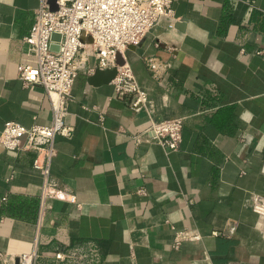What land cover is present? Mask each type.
Here are the masks:
<instances>
[{"label": "crops", "instance_id": "crops-1", "mask_svg": "<svg viewBox=\"0 0 264 264\" xmlns=\"http://www.w3.org/2000/svg\"><path fill=\"white\" fill-rule=\"evenodd\" d=\"M39 4L0 0V130L51 121L43 87L18 77ZM262 51L264 0H172L124 52L146 92L139 107L79 72L49 175L75 201L42 200L36 153L0 147V264L31 251L34 264H65L55 254L74 248L87 264H264V216L252 210L264 195ZM176 116V150L142 134Z\"/></svg>", "mask_w": 264, "mask_h": 264}, {"label": "built area", "instance_id": "built-area-1", "mask_svg": "<svg viewBox=\"0 0 264 264\" xmlns=\"http://www.w3.org/2000/svg\"><path fill=\"white\" fill-rule=\"evenodd\" d=\"M55 3L56 8L51 9L47 0H40L34 22L22 39L28 57L18 65V77L23 82L43 87L50 101L51 121L30 126L6 121L0 130V147L36 153L33 165L42 175V200L75 201L74 195L56 189L49 182L55 136H68L72 130L65 115L75 79L79 72L116 67L117 74L111 80L115 94L119 97L133 94L131 106L139 107L146 100V92L125 60L124 52L137 44L161 17L172 14V0H55ZM54 32L60 34L59 40L51 38ZM52 44H57L58 49L52 50ZM118 56L122 64L117 63ZM149 64L152 69L157 68L155 62ZM182 126L183 118L179 116L152 120L142 134L173 151L179 147ZM135 138L139 140L140 134ZM252 210L264 216V195L255 197ZM87 256L80 248L55 254L65 264H87ZM35 257L36 251L19 253L16 264H34Z\"/></svg>", "mask_w": 264, "mask_h": 264}, {"label": "water", "instance_id": "water-1", "mask_svg": "<svg viewBox=\"0 0 264 264\" xmlns=\"http://www.w3.org/2000/svg\"><path fill=\"white\" fill-rule=\"evenodd\" d=\"M47 2L49 3V6L51 9H55L56 8V3L55 0H47ZM51 38L53 40H59L60 38V34L54 32L51 36ZM51 49L52 50H57L58 49V45L57 44H52L51 45ZM117 63L118 64H122L123 60L121 59L120 56H118L117 58ZM117 74V68L113 67V68H106V69H100V68H96L93 75L90 77L92 80H94L95 82H103V83H107L110 82L115 75Z\"/></svg>", "mask_w": 264, "mask_h": 264}]
</instances>
